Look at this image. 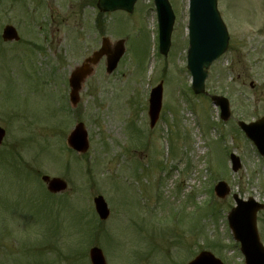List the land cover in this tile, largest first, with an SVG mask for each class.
<instances>
[{"label": "rangeland", "instance_id": "1", "mask_svg": "<svg viewBox=\"0 0 264 264\" xmlns=\"http://www.w3.org/2000/svg\"><path fill=\"white\" fill-rule=\"evenodd\" d=\"M25 1L38 24L0 0V32L12 25L26 40L32 28H51L36 57L0 43V264H90L91 247L106 264H187L202 250L243 264L225 218L232 194L264 204V159L233 129L234 120L264 116V0H217L230 39L208 69L206 97L193 95L186 70L187 0H168L175 22L166 56L158 54L152 0L101 17L100 29L95 3L82 13L81 0ZM98 33L122 40L125 54L111 75L100 61L72 108L67 79L99 48ZM160 81L161 112L150 129L148 95ZM214 94L229 100L227 124L211 105ZM78 122L89 141L80 156L65 144ZM229 153L242 163L235 174ZM41 175L64 179L68 190L50 195ZM218 181L230 188L222 200L212 191ZM97 195L110 211L104 222L93 208ZM257 226L264 245V211Z\"/></svg>", "mask_w": 264, "mask_h": 264}, {"label": "water", "instance_id": "2", "mask_svg": "<svg viewBox=\"0 0 264 264\" xmlns=\"http://www.w3.org/2000/svg\"><path fill=\"white\" fill-rule=\"evenodd\" d=\"M136 0H100L101 9L114 11L116 9L132 11ZM157 11L159 28V52L166 55L170 46V35L174 16L167 0H154ZM189 49L187 56V68L192 76V89L196 94L204 91V80L208 66L217 59L226 49L227 34L216 11V0H189ZM4 41L17 39L14 28L7 26L3 30ZM124 53L123 42H117L112 48L108 40L104 39L102 47L87 58L83 64L76 67L69 78L70 93L69 99L72 106L79 101L78 93L87 77L100 59L106 57V73L110 74L117 66L119 59ZM162 84L151 90L148 106V117L152 128L161 108ZM221 108L220 116L226 120L229 116L227 101L221 97L212 99ZM238 125L245 132L257 147L259 153L264 156V118L251 123ZM5 130L0 127V145L4 139ZM67 143L73 150L85 153L88 149L87 135L81 123L77 124L67 138ZM232 170L236 172L239 168V161L231 156ZM42 182L52 194L62 193L66 190V183L59 178L42 176ZM214 191L219 198L228 195L229 190L224 183H218ZM237 206L228 214V223L233 231L236 240L241 243V250L245 256L246 264H264V248L259 244L255 230L256 213L263 209V205L254 203L251 199L247 202L237 200ZM94 209L100 220H105L109 211L101 196L93 199ZM91 264H105L100 249L93 247L89 250ZM188 264H223L209 252L199 253Z\"/></svg>", "mask_w": 264, "mask_h": 264}, {"label": "flooded vegetation", "instance_id": "3", "mask_svg": "<svg viewBox=\"0 0 264 264\" xmlns=\"http://www.w3.org/2000/svg\"><path fill=\"white\" fill-rule=\"evenodd\" d=\"M36 1L38 2L39 7L40 6L43 7V6H47L45 4V2H48L49 0H35L34 2H36ZM93 1H95V0H93ZM93 1L92 0H81L79 3V6H80L79 9L81 10V12L83 13L85 11L86 7H89V6L93 7ZM13 4H16V6L19 9H21L24 14H27V11L29 13H31L29 18H28L29 19L28 24H31V23L32 24L34 23L33 25L38 24L35 9L29 10L30 6L26 3V1L24 2V0H15V2ZM26 17H27V15H26ZM44 18L46 19V21H48V24H52L54 22L53 21V19H54L53 14H51V13H49V15H48V20L46 17H44ZM99 22H100V17H99V13H98L97 16L94 18V26L93 27L94 28L96 27V29H99ZM48 27L49 26H41L40 25L39 28H37V31H36V28H32L31 33L29 32L30 34L29 33L27 34V35H29L30 38H27L26 40H25L24 35L19 30L16 29L20 39L17 42H15L14 44L18 45V46H22L23 48H29L31 50V52L34 54V56L40 55L42 52H44V48L41 45H38L36 42L38 40H40V42L43 44L48 43V38H49L48 32H47ZM49 28H51V27H49ZM98 35L99 36H96V37L99 39L98 45L100 46L102 36H100V33H98ZM51 38H52V36H51ZM49 42L51 44V41H49Z\"/></svg>", "mask_w": 264, "mask_h": 264}, {"label": "trees", "instance_id": "4", "mask_svg": "<svg viewBox=\"0 0 264 264\" xmlns=\"http://www.w3.org/2000/svg\"><path fill=\"white\" fill-rule=\"evenodd\" d=\"M217 245H214V247H216Z\"/></svg>", "mask_w": 264, "mask_h": 264}]
</instances>
